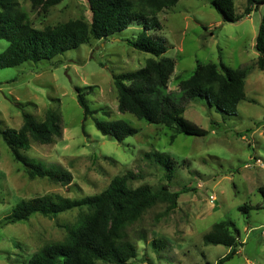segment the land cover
Listing matches in <instances>:
<instances>
[{
    "label": "rangeland",
    "instance_id": "obj_1",
    "mask_svg": "<svg viewBox=\"0 0 264 264\" xmlns=\"http://www.w3.org/2000/svg\"><path fill=\"white\" fill-rule=\"evenodd\" d=\"M20 4L38 28L81 17L92 21L88 0H63L47 11L34 7L31 0ZM247 5L248 0H235L236 13L242 14ZM263 13L264 4L251 17L228 22L211 0H180L158 14L161 29L150 31L165 39V55L176 61L168 84L176 96L180 80L190 77L199 64L223 61L248 68L246 98L236 114L217 111L199 97L186 103L184 117L207 129L206 135L176 133L119 110L114 76L143 67L153 56L127 41L143 30L138 23L107 38H91L51 59L0 68V131L20 128L23 112L43 120L49 108L56 110L62 136L52 143L32 141L22 152L72 174L66 184L31 177L1 139L0 264H26L45 245L64 240L67 225L80 212L74 208L5 221L18 202L45 195L79 199L98 194L129 171L141 174L130 182L133 187L148 183L158 189L168 182L167 172L144 157L155 149L176 162L170 189L189 191L180 194L175 209L167 211L168 203L159 202L131 224L128 238L136 244L137 254L130 264H216L230 247L206 243L204 236L221 221L234 222L240 242L237 253L224 264H264V209H239L263 202L258 188L264 185V69L258 66L253 39ZM8 44L0 38V53ZM76 87L89 92L88 103L97 110L86 121ZM94 118L125 119L139 131L119 142L103 135Z\"/></svg>",
    "mask_w": 264,
    "mask_h": 264
},
{
    "label": "trees",
    "instance_id": "obj_2",
    "mask_svg": "<svg viewBox=\"0 0 264 264\" xmlns=\"http://www.w3.org/2000/svg\"><path fill=\"white\" fill-rule=\"evenodd\" d=\"M34 7L48 10L63 0H31ZM180 0H88L92 21L84 17L70 19L56 25L38 28L32 23L20 0H0V38L9 44L0 53V68L17 66L26 61L38 62L51 59L65 51L79 47L91 38L103 39L138 23L143 30L136 39L127 41L136 49L151 53L143 67L116 74L115 86L118 91V108L149 123L165 125L176 133L206 135L208 130L184 117L186 103L199 97L206 99L217 111L228 114L238 112V104L246 98L245 83L247 67H231L220 61L199 64L194 73L179 82L180 95L168 89L170 77L175 71L176 61L165 55L166 41L150 33L161 29L158 14L176 5ZM264 0H248L242 14L236 13L235 0H211V5L223 16L224 21L236 22L252 11L258 10ZM258 66L264 69V13L256 36ZM79 104L83 108L84 120L97 110L91 108L86 92L76 87ZM108 113V112H107ZM97 129L119 142L138 133V128L125 119L104 120L94 118ZM61 117L49 108L43 120L23 112L20 128H6L0 131V141L10 147L14 158L21 162L31 177L39 176L54 182L69 183L72 174L59 166L47 165L31 158L22 150H28L32 141L52 143L62 136ZM175 134L172 135L174 139ZM144 157L166 170L168 182L155 189L144 183L133 187L130 182L141 177L132 171L116 176L102 192L83 198L58 197L50 195L21 200L5 217V221L28 220L34 213L57 215L79 208L75 222L67 225L64 240L47 244L37 251L26 264H130L136 256L137 247L128 236V229L145 211L159 202L168 203L167 211L177 207L181 193L189 190L170 189L171 175L176 162L159 150L145 152ZM263 202L257 207L245 204L240 210L248 212L254 208L264 209V185L258 188ZM239 229L234 222L215 223L205 234L206 243L223 244L230 247L229 253L216 264H224L238 251Z\"/></svg>",
    "mask_w": 264,
    "mask_h": 264
},
{
    "label": "crops",
    "instance_id": "obj_3",
    "mask_svg": "<svg viewBox=\"0 0 264 264\" xmlns=\"http://www.w3.org/2000/svg\"><path fill=\"white\" fill-rule=\"evenodd\" d=\"M252 12H253V11H252ZM252 12H251L249 15H247L246 17H251V16H252ZM256 36H257V34H256V32H255V35L253 36V39L256 40ZM255 45H256V42H255Z\"/></svg>",
    "mask_w": 264,
    "mask_h": 264
},
{
    "label": "built area",
    "instance_id": "obj_4",
    "mask_svg": "<svg viewBox=\"0 0 264 264\" xmlns=\"http://www.w3.org/2000/svg\"><path fill=\"white\" fill-rule=\"evenodd\" d=\"M213 198V197H212Z\"/></svg>",
    "mask_w": 264,
    "mask_h": 264
}]
</instances>
